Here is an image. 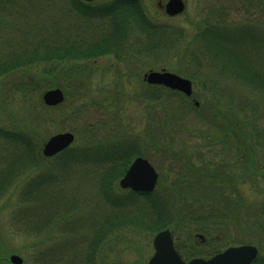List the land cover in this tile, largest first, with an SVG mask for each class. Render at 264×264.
I'll return each mask as SVG.
<instances>
[{
    "label": "rangeland",
    "instance_id": "rangeland-1",
    "mask_svg": "<svg viewBox=\"0 0 264 264\" xmlns=\"http://www.w3.org/2000/svg\"><path fill=\"white\" fill-rule=\"evenodd\" d=\"M75 1L0 0V48L7 43L6 48L9 49L12 48L10 46L12 43L20 45L39 36H52L54 29H58V32L62 31L58 36L62 35L64 40L72 41L84 37L94 38L119 19H128L131 24H135V19L126 12V8H123L125 5L128 9L130 7L128 3H122L124 1L92 2L93 6L124 4L116 7L115 14L81 13L74 6ZM137 1L139 7L144 9L151 20L160 24V27L166 28L161 44L154 49H146L145 45L148 43L146 39L135 36V39H130L131 52L126 54L124 59L105 55L95 60H80L76 65L80 70L76 79L68 78L65 73L60 72L58 81L60 80L62 88L67 89L63 88L65 100L60 104V108L44 111L51 113L55 120L39 124L41 146L51 134L65 130L75 134V141L71 145L76 146L75 149L81 148L83 144L116 142L120 137L136 140L137 150L143 153L141 155H146L157 169L158 180L161 179L163 183L160 188L178 182L179 175L189 174L188 177L191 179L193 175L204 176L202 173H205L210 165L212 167L219 164V174L226 180H232L234 191L229 194L241 200L242 206L230 217L224 228L226 234L224 236L228 240L226 238L218 240L222 238L219 237L213 244L221 250L229 245L253 244L259 249L260 259L264 260V233L250 224L253 221V219L250 221V218L256 214L255 212L259 213L260 204H264V178L248 168V154L243 152L244 146L235 131L231 130L230 135L218 138L223 128L221 131L218 129L231 120L227 112L218 117L215 127L212 121L211 124L205 119L210 118V110L216 104L214 97L220 95L226 100L231 92L237 99L248 96L252 100L250 107L264 113V93L241 83L230 71H223L220 67L221 63L213 61V57L209 54L207 41L211 40L213 34L210 33L208 39L202 34L203 30H209L212 33L216 32L217 36L229 29L226 27L234 28L232 33L249 28L257 32L262 46L255 53L252 48L244 49L239 42L240 54L245 56L252 54L254 56L252 66L264 75V0H186L185 11L175 16L165 14L166 0ZM60 16L63 21L59 19V22ZM165 40L168 43L165 44ZM3 53L6 54L7 51L0 50V56ZM55 64L54 66L57 65ZM48 66L45 64V67ZM161 68L170 71L180 70L194 74L196 78L193 82V95L189 100L191 108L188 107L184 111V102L180 101V96L172 95V102L179 108L182 105L183 118L181 125L171 132L159 123V115L162 114L160 107H152L145 99L138 98L141 92L150 88V84L143 79L144 73L149 69ZM40 69L41 66H32L27 70L20 69L13 74H7L0 79V87L3 83L12 84L26 77L36 82L40 77L36 79L33 74ZM46 84V81L40 80L30 94V101L36 105L35 112L39 115L43 113L39 95H42L47 88ZM159 92L168 95L165 91ZM194 95L199 102L198 105L194 102ZM28 109V104L18 94H14L9 88L5 92L3 90L0 95V126L9 128L14 124L18 125L21 118L26 122ZM89 127L93 129L89 131ZM214 136L215 140L212 139ZM212 141H214L213 146L207 147ZM0 144H2L1 139ZM3 145L12 146L10 142H3ZM203 151L205 157L201 155ZM67 155L69 154L62 153L61 156L46 158L40 152L38 160L44 166L58 165L61 159L70 157ZM255 159L256 166L262 168L264 157L259 156ZM258 159L260 163H257ZM200 161L205 164L198 163ZM28 169L11 185L8 183L9 189L0 196V253L7 258L11 253H17L24 259L22 264L85 262L91 247L90 241L100 225L103 229L105 224L102 222L106 220V215L112 216V212L120 211L119 208L109 203L107 205L102 200V196L93 184L94 180H91L92 175L84 171L87 169L89 173L91 171L98 173L101 169L91 165L79 168L72 165L71 161L64 169L58 170L54 167V171H61L59 179L62 185L58 191L55 190V196H50L49 192L41 193L42 196L37 201L39 204L51 199L52 202L49 203V209H47L48 203L43 207L47 212L45 218L47 221L35 228L37 232L27 231V227L33 226L29 221L34 220L25 216L19 218L17 222L16 217L17 209L29 205L19 200V188L24 180L35 176L38 172L35 169ZM210 172L212 173L213 170H209ZM203 176L200 178H204ZM207 185L210 187L214 184ZM116 191L121 192L118 189ZM234 192L235 195L232 194ZM70 201L78 203L71 205ZM58 206L60 209H57ZM133 209V205L128 208V215L135 213ZM30 212L32 210L28 211ZM74 220H77L75 226L71 222ZM262 220H264V209ZM97 223L100 225L96 226ZM139 225L127 223L106 233L100 247L93 255L92 262L146 264L153 253V234ZM181 231L178 230V235L182 234ZM215 232L219 231L215 230ZM197 234L200 233L195 232V235ZM219 234L222 233L217 235ZM189 238L187 236L188 242ZM198 243L197 248L201 252H208L204 244ZM72 253L76 256L73 257ZM0 264L7 263L3 260Z\"/></svg>",
    "mask_w": 264,
    "mask_h": 264
},
{
    "label": "trees",
    "instance_id": "trees-1",
    "mask_svg": "<svg viewBox=\"0 0 264 264\" xmlns=\"http://www.w3.org/2000/svg\"><path fill=\"white\" fill-rule=\"evenodd\" d=\"M118 1L121 0H116L115 3ZM122 3H129L131 8L125 10L135 19V24H131L128 19H119L114 21L109 29L94 38L87 39L84 37L82 38L83 40L78 39L72 41L69 39L64 40L62 35L58 36L62 31L58 32V29H54L52 33L55 37L53 35L49 37L39 36L25 41L20 45L12 43L10 45L12 48L9 49L6 48L8 43L6 46L3 45L0 48L4 52L7 51L6 54L3 53L0 56V79L20 69L27 70L32 66H41V69L33 74L35 78L40 77L36 82L26 77L24 80H19L12 84L3 83V86L0 87V95L3 90L5 92L9 88L11 92L18 94L29 107L27 119L25 118L26 122L23 120L24 118H21L18 125L14 124L9 128L0 126V139L2 140V144H0L2 148H0V196L9 189L7 184L9 183L11 185L14 180L23 175L26 169L38 170L35 176L33 175L24 180L19 188V200L29 203V205H25L26 207L23 208L20 207L16 211L17 222H19V218L29 217L34 221H29L30 225L33 226H30V228L27 227V231L34 230L37 232L35 228L40 227L47 221L45 219L47 212L43 207L48 203L47 209H49V203L52 202L51 199V201L39 204L37 201L40 200L41 193L49 192L50 196L54 195L55 190L58 191L62 185L59 179L61 171H54L53 168L55 167L58 170L59 168L64 169L69 161L72 162V165H76L79 168H82L84 165H91L95 168L99 167L101 171L98 173L95 171L89 173L87 169H84V171L86 174L92 175L91 180H94L93 184L96 186V191L102 196V200L107 205L109 203L113 207L119 208L120 211L116 213L115 211L112 212V216L106 215V220L102 222L105 224L103 229L98 221L99 223L96 226H100L90 241L91 247L87 254V259L80 264H94L92 262L93 255L100 247L101 241L105 238V234L127 223L140 224L150 234H154L163 228H170L174 235L175 246L185 259L193 256H211L221 250L217 249L213 243L219 237L222 238L218 240L226 238L224 236L226 235L224 228H226L230 217L237 210H240L242 206L241 200L229 194V192L234 191L232 189V180H226L219 174V164L215 165L217 168L214 165L212 167L210 165L208 170L202 173L204 176L201 174L195 176L192 173L193 178L191 179L188 177L189 174L179 175L178 182L169 183L164 188H160V185L163 184L160 179L153 191L140 192L121 189L118 186V179L124 174L131 160L135 156L143 154L137 150L136 140H128L125 137H120L116 142L92 143L90 145L83 144L79 149H75L76 146H70L57 154V156H61L62 153L70 155L68 159H61L58 165L52 164L46 165V167L38 160L41 150L39 124H43L45 121L51 122L55 120L51 113L44 111L61 107L60 105H45L41 95H39V102L43 106V113L39 115L35 112L36 105L30 101V94L36 88L37 83L39 84L40 80L47 82L46 87L54 85L62 86L59 83L60 80L58 81L60 72L65 73L68 78L76 79L78 74H80V70L76 66L80 60H95L105 55H113L119 59H124L126 54L131 52L132 42L130 39H135V36L146 39L148 42L145 45L146 49H154L161 44L165 36L164 31H166V28L160 27V24L151 20L146 15L147 13L144 9L139 7L137 1ZM122 3H117L114 6H91L83 0H76L74 6L81 13L95 14L97 12L100 14H111L116 12L117 6L124 5ZM59 19L63 21L61 16L58 17V21ZM226 28L229 29L223 31L222 34H218V37L216 36V32L212 33L209 30H203L202 32L205 38L210 33L213 34L211 40L207 38L209 54L213 57V61L221 63L220 67H222V70L233 73L232 76L237 80L239 79L241 83L259 89L264 93V75L260 74L252 66L254 65L252 62L254 56L252 54L246 56L240 54L242 45L244 49L252 48L256 53L262 46L260 35L255 31H251L250 28L248 30L235 31L234 33H232L234 28ZM239 42H241V46ZM166 43L168 42L165 40ZM126 48H128L129 52ZM45 64L49 66L45 67ZM177 72L191 78L193 82L196 81L194 74H187L180 70ZM63 88L67 90L65 87ZM159 91H165L168 95H164ZM172 95L180 96V101L184 102V111L188 107H192L189 105L190 97L161 85H150L149 90L141 92L138 96L139 99H145L150 103V106L160 107L159 109L162 111V114L159 115V123L162 124V127H167L169 132L177 129L181 125L183 118V113L181 114L182 105H180V108L177 107L172 102ZM194 98H196L195 95ZM214 98L216 99V104L210 110V118L205 119L211 124L213 122L212 125L215 127V122H218V117L222 113L227 112L226 114L230 116L231 120L230 122H226L228 124L224 123L218 129L221 131L223 128L218 138L230 135L231 130L235 131L240 143L244 146L243 152L248 154V168H251L254 173H259L264 178V165H262V168H258L254 163L256 162V157H264V113L257 112L255 108L250 107L252 100L248 96H243V99H237L231 92L226 100L220 97V95H216ZM254 102L256 103V101ZM218 109L220 110L219 112ZM91 127H89V131L93 129ZM212 139L215 140V136ZM3 142H10L12 146L5 147ZM213 143L214 141L208 143L207 147H212ZM218 152L220 153L222 151ZM201 155L205 157V151L201 152ZM258 162L259 159L257 160ZM198 163L203 164L204 162L200 161ZM225 163L227 165V162ZM42 166L44 168H41ZM187 167L189 168L188 165ZM211 169L213 172L209 173ZM200 176L204 178H200ZM208 183H213L214 185H209L210 187H208ZM228 188H231V190ZM117 189L121 190V192L118 191V193L116 191ZM232 194L235 195V192ZM75 203L78 202L70 201L71 205H75ZM132 205L135 209L132 211H135V213L128 215V208ZM260 205V212L254 213L255 215L250 218V221L253 219L250 224L256 230L264 233V220H262L264 204ZM57 209H60V206ZM106 209L108 210V208ZM30 210L32 212L28 213ZM93 213H91V217H93ZM71 222L75 226L77 220ZM178 230H182L181 235H178ZM215 230L219 232H215ZM195 232L202 234L203 238L199 239L195 235ZM218 233L222 234L217 235ZM187 236L190 237L189 242ZM226 240L228 239L226 238ZM198 242L204 244L208 252H201L197 248ZM72 256L75 257L76 254L72 253ZM3 260L7 264H10L7 256L0 253V261ZM72 263L77 264L76 261ZM258 263L264 264V260L260 259V254L252 262V264Z\"/></svg>",
    "mask_w": 264,
    "mask_h": 264
},
{
    "label": "water",
    "instance_id": "water-1",
    "mask_svg": "<svg viewBox=\"0 0 264 264\" xmlns=\"http://www.w3.org/2000/svg\"><path fill=\"white\" fill-rule=\"evenodd\" d=\"M90 1V0H88ZM185 8L184 0H167L165 11L169 15L181 13ZM144 79L150 84H161L171 89L192 94V81L175 72L161 69H150L144 74ZM65 94L62 88L55 86L45 90L42 99L47 105H58L64 101ZM198 105L199 102L195 101ZM75 135L71 131H62L52 134L44 142L42 153L52 156L67 148L74 140ZM158 172L144 156H136L128 166L124 175L119 179L122 188H130L136 191L151 192L158 181ZM154 252L146 264H251L258 254V248L253 244L232 245L214 254L209 258L193 257L185 261L174 246V240L169 228L159 230L152 239ZM11 264H22L23 257L17 253L8 256Z\"/></svg>",
    "mask_w": 264,
    "mask_h": 264
},
{
    "label": "flooded vegetation",
    "instance_id": "flooded-vegetation-1",
    "mask_svg": "<svg viewBox=\"0 0 264 264\" xmlns=\"http://www.w3.org/2000/svg\"><path fill=\"white\" fill-rule=\"evenodd\" d=\"M93 1H95V0H93ZM93 1H90V2H86V3H89L91 6H93L92 5V2ZM121 1H124V2H128V1H130V0H121ZM114 2H115V0H114ZM185 2H186V0H185ZM129 4V3H128ZM104 6V5H103ZM186 6H187V3H186ZM125 7H127V6H125Z\"/></svg>",
    "mask_w": 264,
    "mask_h": 264
}]
</instances>
